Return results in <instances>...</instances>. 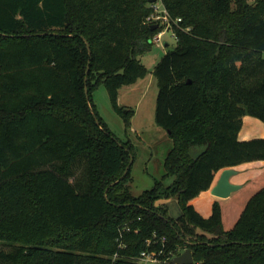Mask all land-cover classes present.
Masks as SVG:
<instances>
[{"label": "trees", "instance_id": "obj_1", "mask_svg": "<svg viewBox=\"0 0 264 264\" xmlns=\"http://www.w3.org/2000/svg\"><path fill=\"white\" fill-rule=\"evenodd\" d=\"M160 1L177 43L153 70L154 119L173 141V180L134 195L133 163L122 177L134 145L92 94L103 84L131 127L119 89L149 72L140 56L165 29L145 22L152 2L0 0V242L14 246L0 250L3 264H110L127 224L123 253L145 249L156 230L171 258L191 248L204 264H264V187L228 230L217 202L208 217L190 203L217 171L264 160V137L239 139L245 114L264 121V0Z\"/></svg>", "mask_w": 264, "mask_h": 264}, {"label": "rangeland", "instance_id": "obj_2", "mask_svg": "<svg viewBox=\"0 0 264 264\" xmlns=\"http://www.w3.org/2000/svg\"><path fill=\"white\" fill-rule=\"evenodd\" d=\"M158 3L162 4L160 0ZM161 40L162 43H154L151 50L140 56L149 70L148 74L139 81L140 89L133 93L129 92L127 87L121 90V104L137 110L134 126L131 123V127L126 129L123 118L112 107L109 93L103 84L99 85L92 94L97 112L108 128L120 140H129L134 145L136 155L132 162L131 179L128 182L134 195H139L153 187L156 181L168 185L173 180L172 176L165 175L164 166L173 141L168 131L157 125L154 119L158 84L153 70L163 55L176 46L177 41L171 29L164 30ZM165 42L168 45H165ZM242 119L243 125L239 132V139L264 137L263 120L250 114H245ZM234 168L237 173L230 177V181L240 187L230 195L220 197L212 192L199 193L190 200V203L204 217L211 215L213 204L217 202L221 208L222 226L225 230L235 225L250 197L264 187V160L243 162ZM12 248H14L13 245L0 242V250L8 251ZM0 264H3L1 260Z\"/></svg>", "mask_w": 264, "mask_h": 264}, {"label": "built area", "instance_id": "obj_3", "mask_svg": "<svg viewBox=\"0 0 264 264\" xmlns=\"http://www.w3.org/2000/svg\"><path fill=\"white\" fill-rule=\"evenodd\" d=\"M159 0L152 2V7L154 8L153 12L146 17L145 22L147 23H157L158 21L165 25V29H171L174 35L172 28V18L169 15L167 9L164 8L163 4L158 3ZM176 22V20H174ZM158 24V23H157ZM164 30L160 31L154 38L153 41L157 44L162 43V36ZM130 225H126L123 230L121 229L119 236L117 237L118 250L113 254L110 264H116L117 258L122 257L125 260H134L137 264H176L171 258V254L167 250V236L159 234L156 230L152 231L150 236L146 238V248L141 250L135 255L123 253V250H126L128 243L124 240V232L130 231ZM139 231V229H135ZM122 250V251H121ZM190 264H204L202 261L195 260L193 258L192 263Z\"/></svg>", "mask_w": 264, "mask_h": 264}, {"label": "water", "instance_id": "obj_4", "mask_svg": "<svg viewBox=\"0 0 264 264\" xmlns=\"http://www.w3.org/2000/svg\"><path fill=\"white\" fill-rule=\"evenodd\" d=\"M150 1L154 2L156 0H150ZM156 27H158V24H154L153 28H156ZM87 45H88L89 53H91L90 45L88 42H87ZM165 45H168V43L165 42ZM88 72H89V68L87 69V74H88ZM85 80H87V75L85 77ZM86 94H87V97H89L87 87H86ZM132 162H133V158H131L130 163L127 166L122 177H124L126 175L127 170L130 167V165L132 164ZM235 173H237V170L234 167L224 168L221 171V173L217 179V182L211 188V192L216 196L225 197V196L230 195L231 192H233L235 189L239 188L240 187L239 185L233 184L230 181V177ZM117 181H119V180H117ZM116 182H114V183H116ZM178 198H179V194H177V196L174 199H172L171 201H169L167 203L168 207H169L170 215L175 219H177L179 216L182 215V210H181V208L177 202ZM192 261H193V250L191 248H187L181 254H178V255L174 256V258H173V262L176 264H190V263H192Z\"/></svg>", "mask_w": 264, "mask_h": 264}, {"label": "crops", "instance_id": "obj_5", "mask_svg": "<svg viewBox=\"0 0 264 264\" xmlns=\"http://www.w3.org/2000/svg\"><path fill=\"white\" fill-rule=\"evenodd\" d=\"M142 79H143V78H142ZM140 80H141V79H139L138 81H136L135 83H132V84H130V85H124V86H122V87L119 89L118 103H119L120 105L127 106L126 104H121V90L123 89V87H127L128 91L133 93V92L137 91L138 89H140V87L138 86ZM139 85H140V84H139ZM136 111H137V110H136ZM136 111L134 110V115H133V117H132V119H131V123L133 124V126H134V122H135ZM135 131H136V129H135ZM169 151H170V150H169ZM235 167H236V166H235ZM222 170H223V169H221V170H219V171L216 172V174H215V178H214V181H213L211 187H210L208 190L202 191L201 193H211V188H212L213 185L217 182V179H218V177H219V175H220V173H221Z\"/></svg>", "mask_w": 264, "mask_h": 264}]
</instances>
